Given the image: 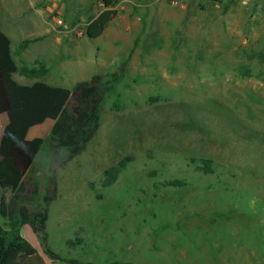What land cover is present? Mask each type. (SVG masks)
Returning a JSON list of instances; mask_svg holds the SVG:
<instances>
[{
    "label": "rangeland",
    "instance_id": "374dc122",
    "mask_svg": "<svg viewBox=\"0 0 264 264\" xmlns=\"http://www.w3.org/2000/svg\"><path fill=\"white\" fill-rule=\"evenodd\" d=\"M102 7L33 0L51 26L41 39L55 45L46 50V41L16 50L39 27L11 33L17 61L42 60L44 80L71 92L127 59L78 154L50 142L51 120L32 129L43 145L24 204L46 211L48 245L95 264H264V0H118L117 15L90 39L85 27ZM59 44L65 73L55 63ZM74 104L72 94L68 109ZM126 155L132 161L102 186V171ZM190 157L210 158L214 173L194 171ZM172 178L189 185L158 184ZM21 234L44 256L27 226Z\"/></svg>",
    "mask_w": 264,
    "mask_h": 264
},
{
    "label": "trees",
    "instance_id": "16d2710c",
    "mask_svg": "<svg viewBox=\"0 0 264 264\" xmlns=\"http://www.w3.org/2000/svg\"><path fill=\"white\" fill-rule=\"evenodd\" d=\"M117 2L102 0L101 11L91 17L85 27L84 33L88 38H98L103 34L117 15ZM41 38L25 39L23 44ZM126 63L127 59L123 60L117 72L95 74L89 81L78 82L74 92L42 81L31 85L20 84L12 76L17 67L11 53L10 39L0 30V114H6L8 118L0 140V264H46L45 257L52 263L95 264L67 258L53 251L47 242L46 211L30 212L25 206L26 174L43 145L42 138L27 139L26 135L31 127L52 120L50 142L68 151L70 156L78 154L97 131L101 107L105 98L123 79ZM72 94L75 104L68 109ZM132 159V156L126 155L105 168L102 171V186L112 185ZM187 165L203 175L215 171L210 158L190 157ZM158 184L182 188L189 182L185 178H172ZM23 226H27L39 238L44 256L21 234ZM68 242L74 243L72 240Z\"/></svg>",
    "mask_w": 264,
    "mask_h": 264
},
{
    "label": "crops",
    "instance_id": "0c3cea01",
    "mask_svg": "<svg viewBox=\"0 0 264 264\" xmlns=\"http://www.w3.org/2000/svg\"><path fill=\"white\" fill-rule=\"evenodd\" d=\"M30 9L29 11H25V9ZM0 12L2 15V18L0 19V30L5 33L8 38L10 39V49L12 53L13 60L15 62V65L17 67V70H15L12 74L13 78L20 84L24 85H31L32 83L36 81H42L47 83L44 80V77L49 74L50 69L49 67L40 59L34 58V56H30L28 61L30 64H27L25 62H19L15 58L14 50L11 48V33L12 30L16 27L19 28H29L30 27H39V31L34 36H27L26 38H23L18 45V48L16 50H29L31 46L34 44H39L41 42H45L44 45L41 47L46 50L50 45H55L54 42H51L50 40H35L28 42L26 44H23V41L25 39H31L34 37L42 36L46 33H48L51 29V26L45 22L43 19V11L36 10L33 8V0H0ZM4 14V15H3ZM48 41V42H47ZM56 43H60L56 41ZM58 47L60 48L59 51V57L55 61L57 63V67L60 71L63 70V73H65L66 70H68V64H67V57H66V48H64V56L62 57V51L61 47L62 45L59 44ZM55 81V80H53ZM48 84V83H47ZM52 85V84H50ZM58 86V85H55ZM8 118L6 114H0V140L3 132L4 126L7 124ZM53 121L51 120V123L46 125L44 129L52 126ZM40 125V124H39ZM36 125V126H39ZM35 126L31 127L26 135L27 139H33L35 137H38L39 131H33L32 129ZM40 137V136H39ZM33 165V164H32ZM32 167V166H31Z\"/></svg>",
    "mask_w": 264,
    "mask_h": 264
},
{
    "label": "built area",
    "instance_id": "2783aa9c",
    "mask_svg": "<svg viewBox=\"0 0 264 264\" xmlns=\"http://www.w3.org/2000/svg\"><path fill=\"white\" fill-rule=\"evenodd\" d=\"M53 22L56 28H62L63 30L66 31L67 25L65 24L64 20L58 14L53 15Z\"/></svg>",
    "mask_w": 264,
    "mask_h": 264
}]
</instances>
